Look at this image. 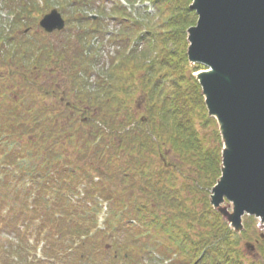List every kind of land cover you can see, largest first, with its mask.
<instances>
[{"label": "trees", "instance_id": "16d2710c", "mask_svg": "<svg viewBox=\"0 0 264 264\" xmlns=\"http://www.w3.org/2000/svg\"><path fill=\"white\" fill-rule=\"evenodd\" d=\"M26 1L5 0L0 22V234L59 264H263L258 220L239 233L210 203L223 145L188 60L193 0H60L77 32L58 43Z\"/></svg>", "mask_w": 264, "mask_h": 264}, {"label": "water", "instance_id": "95a60500", "mask_svg": "<svg viewBox=\"0 0 264 264\" xmlns=\"http://www.w3.org/2000/svg\"><path fill=\"white\" fill-rule=\"evenodd\" d=\"M190 8L198 20L188 60L206 68L195 76L224 143L211 204L240 232L246 215L264 225V0H193ZM39 25L52 34L66 21L53 9ZM225 199L233 212L221 207Z\"/></svg>", "mask_w": 264, "mask_h": 264}, {"label": "rangeland", "instance_id": "374dc122", "mask_svg": "<svg viewBox=\"0 0 264 264\" xmlns=\"http://www.w3.org/2000/svg\"><path fill=\"white\" fill-rule=\"evenodd\" d=\"M120 1H123V0H120ZM68 3L69 4H72L74 2L73 1H68ZM26 4H30V0H27L26 1ZM37 4H38V6L36 5L37 8H39L40 10L43 11L42 14H40L39 16H37V17H39V20L44 15L48 14L53 9H57L62 14V16L65 18V20H66L67 19L66 18V14L68 12H71L72 11L70 7L66 8V9H62L60 7V0H51L50 3H49V6H47L46 3H44V1H42V0H39ZM147 5L144 6V5L138 4L135 7V9L138 12L144 13L143 8L147 7L148 8V13L155 12V8L151 4H148L147 3ZM31 10H32L31 7H29L28 8V11H31ZM89 15L91 17L92 16H97L96 13H91ZM0 22H2L3 25H7L8 27L12 26V17H11V14L9 12V9L6 6L5 0H0ZM68 24L69 23H67L66 28L63 31H61V32H54L52 34L46 33L42 28L39 27L38 23H37V26L39 28V30H38L39 32H43V33L48 34L49 36L52 37V40L53 41H55L56 43H58L60 41H63L67 37V34H73V33H76L77 32L76 31V28H74L72 25H68ZM113 26H114V24L113 23H110V31H112ZM38 28H35V27L34 28H30L31 30H29L26 34H29L30 32H32V30H36ZM21 29L24 30L25 28H21ZM81 31H82V27H81ZM108 38H109V36H106V40H105V43H104L105 44L104 45L105 47H103L100 50L102 52L101 55L103 56V59H104L101 62H103V64H106V65L108 64V60H109L108 56H110V55L113 56L115 54V50H116V49H114V47H111L109 44H107ZM97 42H98V38H96L94 40V43H95L96 46L98 45V44H96ZM190 64H191V66H194L195 65V64H192V63H190ZM138 106L140 108V113H142L143 107H141V105H138ZM208 115H209V113H208ZM210 118H213V117H210ZM218 130H219V133H220L219 126H218ZM220 137H221V134H220ZM221 141H222V145H223V149H224V143H223L222 137H221ZM223 149H222V152H223ZM221 158H222V154H221ZM221 169H222V165H221ZM221 177H222V172H221V175H220L219 179L217 180L216 184L214 185V187L217 186V184L220 181ZM221 207L224 208V209L229 210L230 212L232 211V208H233L232 207V204L229 203L228 201H225V203H223ZM1 211L7 212L8 211V207L4 206L3 207V210H0V213H1ZM245 217H248V216L246 215V216H244V218ZM243 223H244V221H243ZM1 227H2V224L0 222V230H1ZM257 229H258V231L261 234L264 235V225L260 221H259V224L257 225ZM14 234L13 233H9V231H7V229H4V232H2L0 234V261H1L0 264L1 263L4 264V258H5L6 251H8L10 248H12L14 246H16V248H14V249H20L19 246H21V245H25L24 247H26V255L25 256L27 257L28 260H31L32 259L33 261L36 262V264H40V262H47L48 264H59V261L54 262V261H52V259H49L48 256H44V254H43L44 247H45L44 243H40L39 245H37V243L33 239H31V238H29L28 241L27 240L26 241L24 240V242L22 243L20 241H16L17 236H14ZM30 240H31V242H30ZM3 247H4V250H1ZM245 252L248 254L249 258L254 259L256 261L257 260H261L263 262V260L261 259V254H260V251H259L258 248L255 251H252L251 252L250 250L246 249V246H245ZM46 257L49 260H47ZM263 264H264V262H263Z\"/></svg>", "mask_w": 264, "mask_h": 264}, {"label": "flooded vegetation", "instance_id": "af4514ba", "mask_svg": "<svg viewBox=\"0 0 264 264\" xmlns=\"http://www.w3.org/2000/svg\"><path fill=\"white\" fill-rule=\"evenodd\" d=\"M83 112V110L82 109H79V113H82Z\"/></svg>", "mask_w": 264, "mask_h": 264}]
</instances>
